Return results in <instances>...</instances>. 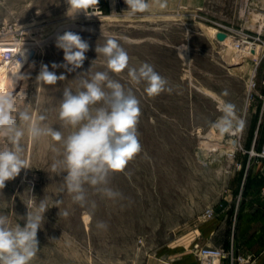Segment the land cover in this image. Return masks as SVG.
Instances as JSON below:
<instances>
[{"label": "rangeland", "instance_id": "rangeland-1", "mask_svg": "<svg viewBox=\"0 0 264 264\" xmlns=\"http://www.w3.org/2000/svg\"><path fill=\"white\" fill-rule=\"evenodd\" d=\"M146 2L148 9L132 12L125 0H90L88 11L94 15L81 11L69 17L67 0H0V39L9 36L32 47L27 86L16 96L41 127L64 137L72 131L58 115L63 90L75 91L81 72L89 70L87 78L107 71L95 47L109 36L128 53L129 66L149 63L167 82L150 96L144 83L129 82L127 69L109 72L140 102V151L106 185L120 193L116 198L85 185L87 203H74L61 191L66 173L53 168L63 158L62 141L51 135L33 139L25 127L21 145L29 168L6 182L0 214L23 226L17 216H26L27 206L46 198L49 209L37 232L39 250L32 264H203L200 247L224 248L228 254L220 264L230 258L225 246L211 243L206 233L199 239L196 229L214 218L229 192L254 189L264 177V162L255 155L264 142L259 97L264 91V1ZM68 31L89 43L83 66L73 72L63 67L64 53L56 46L57 37ZM219 31L231 35L235 45L218 39ZM241 40L251 43L240 48L236 42ZM257 48L258 63L248 54ZM44 65L66 79L55 85L38 82ZM255 75L259 84L251 90ZM101 221L106 228L97 227ZM232 259L244 264L241 255Z\"/></svg>", "mask_w": 264, "mask_h": 264}, {"label": "clouds", "instance_id": "clouds-1", "mask_svg": "<svg viewBox=\"0 0 264 264\" xmlns=\"http://www.w3.org/2000/svg\"><path fill=\"white\" fill-rule=\"evenodd\" d=\"M125 2L132 12L145 11L149 7L146 0ZM67 3L69 17H75L81 11L94 15L88 11L90 0H67ZM56 46L63 50V67L68 72L83 66L89 43L79 34L65 32L57 37ZM95 52L97 57L105 58L107 71L96 72L87 78L84 74L89 70L81 72L77 75L81 78L76 90L70 87L63 90L58 115L63 125L72 129L66 137L59 130L33 122L29 111L17 104L13 91L0 90V192L7 181L15 179L22 169L29 168L21 145L26 127L27 134L33 139L51 135L62 141L63 158L53 168L60 167L59 174L66 173L61 191L66 190L74 203L81 206L87 203L85 185L94 187L110 199L120 195L106 185L109 176L123 171L128 161L140 151L137 129L140 102L131 88L112 79L109 72L122 73L127 69L129 82L134 85L144 83V91L150 96L162 92L167 82L149 63L129 66L128 53L115 37L109 36L103 45L97 44ZM56 67L58 65H52L53 69ZM65 79L63 74L57 76L54 71H49L47 65L37 77L38 82L48 85ZM27 208L26 216H17L19 221H25L23 226L20 222L13 225L8 215L0 214V264H32L37 256V232L42 228L44 213L49 208L45 197ZM97 227L104 229L107 225L101 221Z\"/></svg>", "mask_w": 264, "mask_h": 264}, {"label": "crops", "instance_id": "crops-1", "mask_svg": "<svg viewBox=\"0 0 264 264\" xmlns=\"http://www.w3.org/2000/svg\"><path fill=\"white\" fill-rule=\"evenodd\" d=\"M261 178L254 189L229 192L216 206L214 218L196 229L199 239L205 238L204 233L209 234L211 243L230 251V258L224 259L223 264H232L233 255L264 264V196L260 192L264 177Z\"/></svg>", "mask_w": 264, "mask_h": 264}, {"label": "bare ground", "instance_id": "bare-ground-1", "mask_svg": "<svg viewBox=\"0 0 264 264\" xmlns=\"http://www.w3.org/2000/svg\"><path fill=\"white\" fill-rule=\"evenodd\" d=\"M222 42L233 45L235 39L231 35H228ZM0 43L2 45L0 47V90H11L13 91V95H16V92L21 89L22 93H24L27 86L25 74L29 69L27 66L30 63L32 47L27 46V43L15 42L9 36L7 38L2 37ZM252 52L256 54L252 55ZM248 54L254 56L256 63H258L261 50L257 48L256 50L249 51ZM238 132L236 134L239 135ZM236 138V144L233 145V149L230 152L232 159L240 140L238 139L239 137Z\"/></svg>", "mask_w": 264, "mask_h": 264}, {"label": "built area", "instance_id": "built-area-1", "mask_svg": "<svg viewBox=\"0 0 264 264\" xmlns=\"http://www.w3.org/2000/svg\"><path fill=\"white\" fill-rule=\"evenodd\" d=\"M228 35L229 34L227 33V36ZM241 41L236 42V45L240 48H243L246 46V44L251 43L249 40H247V41L241 40ZM244 43H245V45H244ZM260 83L264 87V76L262 77ZM258 84H259L258 79L256 78V75H255L251 80V84H250L251 90L256 89ZM259 97L263 101V110H264V91L259 93ZM255 155L262 158V160L264 162V142H263L261 150L259 152L255 153ZM261 194H262V196H264V184L261 187ZM213 213H214L213 209H209L207 212V214L209 216H212ZM227 254L228 253L224 248L200 247V249H199V256H200L201 260H203V264H220L221 260L223 258H225L227 256ZM241 261H243L244 264H260V263H256V262L252 261L250 258H248V259L242 258Z\"/></svg>", "mask_w": 264, "mask_h": 264}, {"label": "water", "instance_id": "water-1", "mask_svg": "<svg viewBox=\"0 0 264 264\" xmlns=\"http://www.w3.org/2000/svg\"><path fill=\"white\" fill-rule=\"evenodd\" d=\"M217 37H218V39H220V40H224V39L227 37V33L224 32V31H219V32L217 33Z\"/></svg>", "mask_w": 264, "mask_h": 264}]
</instances>
